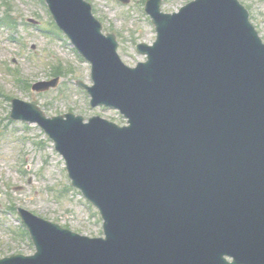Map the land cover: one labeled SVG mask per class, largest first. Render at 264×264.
Wrapping results in <instances>:
<instances>
[{
	"label": "water",
	"instance_id": "obj_1",
	"mask_svg": "<svg viewBox=\"0 0 264 264\" xmlns=\"http://www.w3.org/2000/svg\"><path fill=\"white\" fill-rule=\"evenodd\" d=\"M46 1L92 64L94 86L78 81L91 105L119 110L129 126L49 118L13 100L12 118L38 123L55 142L72 185L100 210L106 239L20 209L37 252L0 264H264V43L248 10L239 0H195L165 14L162 0H148L158 36L137 46L148 59L131 68L89 3Z\"/></svg>",
	"mask_w": 264,
	"mask_h": 264
},
{
	"label": "rangeland",
	"instance_id": "obj_2",
	"mask_svg": "<svg viewBox=\"0 0 264 264\" xmlns=\"http://www.w3.org/2000/svg\"><path fill=\"white\" fill-rule=\"evenodd\" d=\"M105 33H113L124 63L145 61L136 46L153 44L157 33L145 13L147 0H86ZM192 0H162V12H178ZM264 41V0H240ZM0 259L32 255L17 210L23 208L52 223L89 237H101L102 219L81 193L73 189L63 158L35 124L10 119L11 101L35 104L48 117L68 113L122 123L119 112L91 108L90 97L76 85H92L91 66L57 30L44 0H0ZM10 24H1L6 20ZM54 23V24H53ZM64 72V73H63ZM61 77L56 89L35 92L34 84ZM25 230H24V229Z\"/></svg>",
	"mask_w": 264,
	"mask_h": 264
}]
</instances>
